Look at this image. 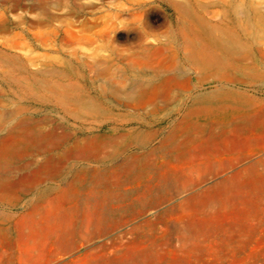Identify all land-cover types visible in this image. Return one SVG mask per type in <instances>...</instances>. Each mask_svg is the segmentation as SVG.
I'll list each match as a JSON object with an SVG mask.
<instances>
[{
    "label": "rangeland",
    "instance_id": "obj_1",
    "mask_svg": "<svg viewBox=\"0 0 264 264\" xmlns=\"http://www.w3.org/2000/svg\"><path fill=\"white\" fill-rule=\"evenodd\" d=\"M0 264H264V0H0Z\"/></svg>",
    "mask_w": 264,
    "mask_h": 264
},
{
    "label": "bare ground",
    "instance_id": "obj_2",
    "mask_svg": "<svg viewBox=\"0 0 264 264\" xmlns=\"http://www.w3.org/2000/svg\"><path fill=\"white\" fill-rule=\"evenodd\" d=\"M260 25V24H259ZM261 37V36H260ZM262 39V38H261ZM263 40V39H262ZM259 42V41H258ZM260 43V42H259ZM262 44V43H261ZM254 45V44H253ZM191 63V62H190ZM181 71V70H180ZM177 72V71H176ZM173 75V73H171ZM169 76V75H168ZM170 77V76H169ZM172 77V76H171ZM153 78V77H152ZM145 85V84H144ZM123 97V96H122Z\"/></svg>",
    "mask_w": 264,
    "mask_h": 264
}]
</instances>
